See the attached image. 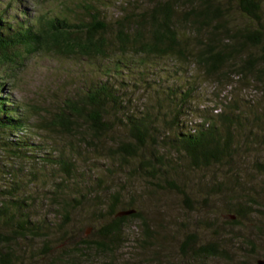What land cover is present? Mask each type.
Listing matches in <instances>:
<instances>
[{
    "label": "rangeland",
    "instance_id": "rangeland-1",
    "mask_svg": "<svg viewBox=\"0 0 264 264\" xmlns=\"http://www.w3.org/2000/svg\"><path fill=\"white\" fill-rule=\"evenodd\" d=\"M162 1L0 0V17L13 28L10 33L19 26L34 30L38 20L43 28L53 17L87 22L89 13L108 27L102 35L104 57L68 53L62 45L38 47L31 54L18 47L13 50L20 55L17 65L0 64V97L17 107L23 123L10 139L35 148L27 152L32 156L19 152L18 157L0 150V214L5 213L0 217V253L17 258L10 264H60L61 255L80 253L73 248L82 240L108 247L92 248L80 254L89 261L71 264H185L182 250L208 243H219L224 253L206 264L264 259V85L229 66L222 82L218 75L206 76L187 53L180 58L143 53L138 47L122 50L119 23L133 21ZM179 5L174 22L180 25ZM231 13L235 26H249ZM188 43L189 48L202 46L192 39ZM103 82L120 96L121 107H107L104 135L83 124L69 133L49 126L67 100L79 105L85 87ZM146 113L153 118V141L135 157L118 154V146L130 140L126 118L141 122ZM178 115L186 130L212 119L218 138L227 139L225 156L193 162L179 151L173 143L179 128L171 122ZM158 154L163 159L155 165L166 175H143L139 166L146 159L154 163L151 156ZM9 195L20 201L16 210H22L38 233L21 230L25 219H15V209L7 211ZM114 195L123 204L115 215L135 209L141 217L125 222L110 244L97 231L109 222L105 210Z\"/></svg>",
    "mask_w": 264,
    "mask_h": 264
},
{
    "label": "trees",
    "instance_id": "trees-1",
    "mask_svg": "<svg viewBox=\"0 0 264 264\" xmlns=\"http://www.w3.org/2000/svg\"><path fill=\"white\" fill-rule=\"evenodd\" d=\"M231 1L233 5H229L226 0H163L152 7L148 13L146 12L147 14L142 13L139 17H132L130 20L133 21L130 22H128L129 19L120 22L117 35L119 44L122 50H125L126 47H138L143 53L160 56L172 55L184 58L187 53L194 58V64L200 67L206 76L218 75V78H222L218 80L222 82L226 78L223 69L229 66L233 73H237L241 77L253 76L263 86L264 0ZM179 3L183 9L180 25L178 22H174L175 13L180 8ZM230 6L234 7L233 11ZM234 11L239 17L247 21L249 26H235L229 17ZM89 15L90 21L76 23H70L65 18L53 17L43 24V28L39 26L40 20H38L39 24L37 23L36 29H24L19 26L18 30L13 33H10L13 28L0 17L1 66L10 65L14 67L17 65L16 61L20 55L18 51L13 50L18 47L25 48L31 54L38 47L53 46L59 48V45H62L68 53L78 52L83 56L104 57L106 40H103L102 35L107 32L108 27L98 20V16L91 13ZM189 33L193 36H188ZM190 39L197 41L202 46L196 49L189 48L188 41ZM256 52L259 55H256ZM7 71L9 72V70ZM220 81L217 82L220 83ZM2 87L3 83L0 80V95ZM262 92L264 93V86ZM117 95V92H113L110 85L105 84V82L97 86L88 85L84 88V94L81 98L83 101L76 105L73 101L67 100L60 110L52 115L49 126L55 131L69 133L83 124L92 133L102 136L108 130L105 122L107 107L114 104L116 108H121L120 106L117 107L118 97H120ZM17 112V107L13 106L8 98L0 97V150L7 153L11 152L13 154L8 155L14 157H18L19 152H25V155L32 156L27 152L35 148H31V145L26 142L10 139L14 131L23 127ZM128 117L130 119H126L130 140L120 144L117 152L122 156L135 157L137 153L143 150L148 140L153 141L152 124L154 123H152L153 118L150 113L142 116L141 122H135L131 120L132 117ZM179 118L178 115V118L174 117L171 121L175 127L179 128L178 138H175L173 143L191 161L199 162L201 160L209 163L210 160L219 161V157L225 156L227 139L218 138L219 131L212 119H201L199 123H194L191 127L187 126L186 130V126L180 123ZM151 157L154 163L146 159L139 166V171L149 178L156 175L158 177L166 175V171L161 166L155 165L156 161H159L160 158L163 159L162 154ZM58 166L65 168L66 164L60 163ZM10 198L12 196L9 197L10 206L7 211L15 209L12 214L13 217L25 219L23 221L24 227L21 230L26 233H38L37 231L40 229L35 224H31L25 215H22V210H16L20 208V201L18 199L10 200ZM121 206L123 204L120 199L115 195L112 196L105 210L109 222L97 231L110 244H114L119 238L125 222L141 217L140 212L135 209L123 210H134L135 212L128 216L117 217L115 212L118 207L122 208ZM233 213L236 214L235 218H239L235 211ZM4 215L5 213H1L0 217H5ZM230 223H237V220L230 221ZM186 245L187 242L182 245V249ZM107 247L105 242L82 240L73 248L80 253L71 251L61 255L59 263L69 262L71 264L80 260L89 261L88 256L81 258L80 254L84 255L92 248L97 251H106ZM191 247L189 245L188 251L186 249L187 252L182 250L183 258L186 259L185 264H206L208 260L221 259L224 253V249L220 247L219 243ZM13 259L17 260L9 252L0 253V264H10Z\"/></svg>",
    "mask_w": 264,
    "mask_h": 264
},
{
    "label": "water",
    "instance_id": "water-1",
    "mask_svg": "<svg viewBox=\"0 0 264 264\" xmlns=\"http://www.w3.org/2000/svg\"><path fill=\"white\" fill-rule=\"evenodd\" d=\"M135 211L134 210H130V211H120L116 214L117 217H123V216H128L133 214ZM255 264H264V259H257L255 261Z\"/></svg>",
    "mask_w": 264,
    "mask_h": 264
}]
</instances>
